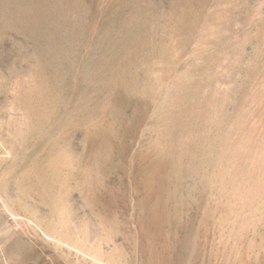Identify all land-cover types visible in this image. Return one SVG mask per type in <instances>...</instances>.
Returning <instances> with one entry per match:
<instances>
[{
  "label": "rangeland",
  "instance_id": "rangeland-1",
  "mask_svg": "<svg viewBox=\"0 0 264 264\" xmlns=\"http://www.w3.org/2000/svg\"><path fill=\"white\" fill-rule=\"evenodd\" d=\"M0 264H264V0H0Z\"/></svg>",
  "mask_w": 264,
  "mask_h": 264
},
{
  "label": "bare ground",
  "instance_id": "bare-ground-1",
  "mask_svg": "<svg viewBox=\"0 0 264 264\" xmlns=\"http://www.w3.org/2000/svg\"><path fill=\"white\" fill-rule=\"evenodd\" d=\"M204 1V0H203ZM262 1V0H261ZM211 3H213V2H211ZM210 3V4H211ZM225 4V3H224ZM225 6V5H224ZM211 7H212V5H211ZM223 8V7H222ZM226 8V7H225ZM227 10V9H226ZM261 10V9H260ZM263 11V10H262ZM225 13H227L226 11H225V9H221V11L220 10H218V8H217V6L213 9V10H211L210 11V13H209V15H221V14H225ZM261 13V12H260ZM259 13V14H260ZM261 15V14H260ZM218 21V20H217Z\"/></svg>",
  "mask_w": 264,
  "mask_h": 264
}]
</instances>
